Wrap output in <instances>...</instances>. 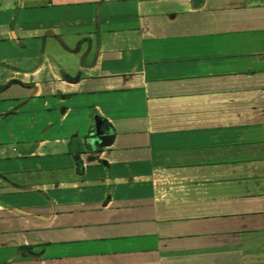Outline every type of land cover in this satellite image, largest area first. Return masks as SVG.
<instances>
[{
    "label": "crops",
    "instance_id": "1",
    "mask_svg": "<svg viewBox=\"0 0 264 264\" xmlns=\"http://www.w3.org/2000/svg\"><path fill=\"white\" fill-rule=\"evenodd\" d=\"M0 264H264V0H0Z\"/></svg>",
    "mask_w": 264,
    "mask_h": 264
},
{
    "label": "rangeland",
    "instance_id": "2",
    "mask_svg": "<svg viewBox=\"0 0 264 264\" xmlns=\"http://www.w3.org/2000/svg\"><path fill=\"white\" fill-rule=\"evenodd\" d=\"M70 38V37H69ZM68 37H67V40H70ZM74 39V37L71 39V40H73ZM52 131H56V129L55 130H52ZM59 133V132H58ZM68 137H69V140H70V143H69V145L67 146V145H61V147L62 148H71V147H78L79 146V140L78 139H75V138H73L72 140H71V137H70V135H68ZM83 137V136H82Z\"/></svg>",
    "mask_w": 264,
    "mask_h": 264
},
{
    "label": "water",
    "instance_id": "3",
    "mask_svg": "<svg viewBox=\"0 0 264 264\" xmlns=\"http://www.w3.org/2000/svg\"><path fill=\"white\" fill-rule=\"evenodd\" d=\"M113 134L112 133H105V134H103L102 135V138H103V142L105 143V144H108V143H110L111 141H112V139H113Z\"/></svg>",
    "mask_w": 264,
    "mask_h": 264
}]
</instances>
